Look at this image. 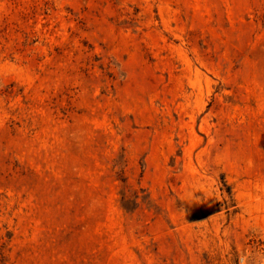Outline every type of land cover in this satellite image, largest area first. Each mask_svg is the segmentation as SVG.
<instances>
[{"label": "rangeland", "instance_id": "1", "mask_svg": "<svg viewBox=\"0 0 264 264\" xmlns=\"http://www.w3.org/2000/svg\"><path fill=\"white\" fill-rule=\"evenodd\" d=\"M0 264H264V0H0Z\"/></svg>", "mask_w": 264, "mask_h": 264}]
</instances>
